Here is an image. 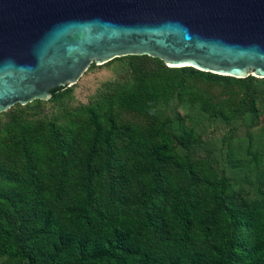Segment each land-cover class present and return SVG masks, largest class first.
I'll return each instance as SVG.
<instances>
[{
    "label": "trees",
    "instance_id": "1",
    "mask_svg": "<svg viewBox=\"0 0 264 264\" xmlns=\"http://www.w3.org/2000/svg\"><path fill=\"white\" fill-rule=\"evenodd\" d=\"M114 63L0 114V264H264V78Z\"/></svg>",
    "mask_w": 264,
    "mask_h": 264
},
{
    "label": "water",
    "instance_id": "2",
    "mask_svg": "<svg viewBox=\"0 0 264 264\" xmlns=\"http://www.w3.org/2000/svg\"><path fill=\"white\" fill-rule=\"evenodd\" d=\"M127 56L263 79L264 0H0V114Z\"/></svg>",
    "mask_w": 264,
    "mask_h": 264
},
{
    "label": "rangeland",
    "instance_id": "3",
    "mask_svg": "<svg viewBox=\"0 0 264 264\" xmlns=\"http://www.w3.org/2000/svg\"><path fill=\"white\" fill-rule=\"evenodd\" d=\"M120 68L121 66L118 63H114L108 67L103 66L93 70L88 69L74 89L75 100L73 103L78 104L79 102H87V100L99 89L101 84L119 77ZM222 134L223 130L221 129L214 137H220Z\"/></svg>",
    "mask_w": 264,
    "mask_h": 264
}]
</instances>
